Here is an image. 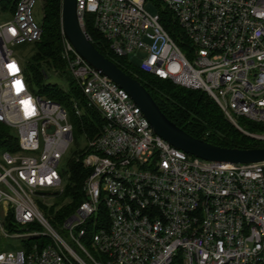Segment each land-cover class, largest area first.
Wrapping results in <instances>:
<instances>
[{
    "label": "built area",
    "instance_id": "1",
    "mask_svg": "<svg viewBox=\"0 0 264 264\" xmlns=\"http://www.w3.org/2000/svg\"><path fill=\"white\" fill-rule=\"evenodd\" d=\"M38 1L16 0L0 24V124L18 141V151L0 153V239L22 247L1 251L0 264H264V163L206 162L172 147L63 36L65 73L102 126L81 136L89 171L81 202L60 225L43 213L51 206L37 199L63 194L58 168L75 141L70 116L84 109L73 101L68 112L34 94L12 50L40 40ZM162 10L183 48L160 23ZM76 11L83 28L92 17L114 57L205 93L234 128L264 141L238 125L264 127V0H76Z\"/></svg>",
    "mask_w": 264,
    "mask_h": 264
},
{
    "label": "trees",
    "instance_id": "2",
    "mask_svg": "<svg viewBox=\"0 0 264 264\" xmlns=\"http://www.w3.org/2000/svg\"><path fill=\"white\" fill-rule=\"evenodd\" d=\"M8 5L16 0H1ZM44 17L41 24L42 34L40 40L33 43L34 53L30 61L24 66V73L31 91L44 96L68 109L71 106L70 97L60 91L56 85L44 82L47 70L62 69L60 60L62 50L61 33V9L62 0H41ZM13 8V6H12ZM160 23L169 36L180 45L181 32L167 11L162 10L159 15ZM84 28L93 46L105 57L117 65V67L131 78L137 80L151 95L161 112L178 128L191 137L205 141L209 144L231 149H254L264 147V141L252 139L234 128L225 118L218 106L201 91H191L173 85L169 81L147 75L138 69L136 62L127 58H116L108 51V45L102 36L96 31L91 16H86ZM183 48V45H180ZM135 73L138 77L134 76ZM73 91V99L84 114L80 118L71 115L73 135L85 136L90 139L98 134L102 120L98 113L86 107V104L78 88L70 81ZM238 123L244 131L250 134L264 133V127L259 124L239 119ZM11 130L0 124V153H13L18 151L17 137ZM85 154L84 149L75 153L69 164V183L64 188V197L72 198L70 207H64L58 218L69 214L82 200V185L89 171L82 166L81 158ZM78 160V161H77ZM9 231H14L8 226Z\"/></svg>",
    "mask_w": 264,
    "mask_h": 264
},
{
    "label": "water",
    "instance_id": "3",
    "mask_svg": "<svg viewBox=\"0 0 264 264\" xmlns=\"http://www.w3.org/2000/svg\"><path fill=\"white\" fill-rule=\"evenodd\" d=\"M61 33L84 62L129 96L141 110L152 132L172 147L206 162L232 166L264 163V147L242 150L215 146L191 137L172 123L137 80L120 70L93 46L78 20L76 0H62Z\"/></svg>",
    "mask_w": 264,
    "mask_h": 264
},
{
    "label": "rangeland",
    "instance_id": "4",
    "mask_svg": "<svg viewBox=\"0 0 264 264\" xmlns=\"http://www.w3.org/2000/svg\"><path fill=\"white\" fill-rule=\"evenodd\" d=\"M1 1V0H0ZM12 6L13 3H10L8 5H5L0 2V24L7 22L11 17L12 12ZM146 10L149 13L155 14L156 11L151 5L146 6ZM44 17V11L42 8L41 0L38 1L36 7L34 8V18L37 23L42 24ZM12 50L14 51V54L17 58L20 59V62L25 66L31 59L33 53H34V46L33 44H26L21 45L17 47H13ZM61 60V59H60ZM63 63V61L61 60ZM135 62V61H134ZM134 76L138 77L135 73H133ZM70 75L65 73L64 69V63L62 69L57 70H47V79L44 80L49 85H56L60 91L67 94L71 101L73 102V91L70 86ZM206 95V94H205ZM43 98H47L44 96H41ZM72 104V103H71ZM71 106L67 109L68 112H71ZM241 123H238V125ZM240 126V125H239ZM241 127V126H240ZM242 128V127H241ZM243 129V128H242ZM13 135H16V131L11 130L10 131ZM74 142L70 145L68 152L62 159L60 165H59V173L62 177V186L61 189H63L67 186L69 183V164L73 160V157L76 152L83 150L86 147V140L81 137L74 135ZM82 160V158H81ZM78 161V160H77ZM72 198L64 197V194L55 196V197H46L44 199H37L36 202L39 205L40 208L45 207V205H49L51 207L41 209L43 213L50 218L51 220L54 219L55 215L60 214L61 210L64 207H70L72 204ZM44 202V205L43 203ZM71 212V211H70ZM69 212V213H70ZM65 218L63 216L62 218H57L58 225L62 222V220ZM16 246V247H15ZM22 249V247L17 243V241L9 240V239H0V252L1 251H8V250H15V249Z\"/></svg>",
    "mask_w": 264,
    "mask_h": 264
}]
</instances>
